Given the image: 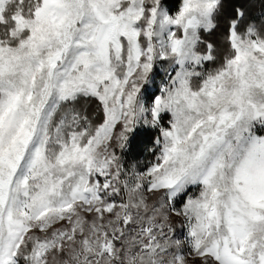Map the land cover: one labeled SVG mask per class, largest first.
I'll return each instance as SVG.
<instances>
[{
	"label": "snow or ice",
	"instance_id": "obj_1",
	"mask_svg": "<svg viewBox=\"0 0 264 264\" xmlns=\"http://www.w3.org/2000/svg\"><path fill=\"white\" fill-rule=\"evenodd\" d=\"M0 264H264V0H0Z\"/></svg>",
	"mask_w": 264,
	"mask_h": 264
}]
</instances>
